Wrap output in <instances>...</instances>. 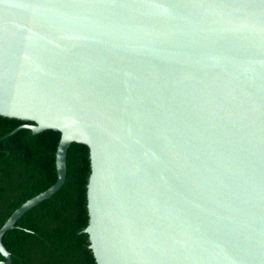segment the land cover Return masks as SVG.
Listing matches in <instances>:
<instances>
[{"label": "water", "instance_id": "95a60500", "mask_svg": "<svg viewBox=\"0 0 264 264\" xmlns=\"http://www.w3.org/2000/svg\"><path fill=\"white\" fill-rule=\"evenodd\" d=\"M0 115L90 149L98 264H264V0H0Z\"/></svg>", "mask_w": 264, "mask_h": 264}, {"label": "trees", "instance_id": "16d2710c", "mask_svg": "<svg viewBox=\"0 0 264 264\" xmlns=\"http://www.w3.org/2000/svg\"><path fill=\"white\" fill-rule=\"evenodd\" d=\"M25 123L0 115V138ZM60 139L58 130L34 133L21 128L0 141V228L23 203L55 183ZM90 174L88 145L73 142L65 184L26 212L17 227L4 235L13 256L11 264H98L85 231L90 220Z\"/></svg>", "mask_w": 264, "mask_h": 264}]
</instances>
